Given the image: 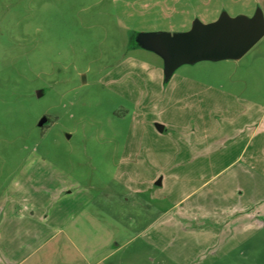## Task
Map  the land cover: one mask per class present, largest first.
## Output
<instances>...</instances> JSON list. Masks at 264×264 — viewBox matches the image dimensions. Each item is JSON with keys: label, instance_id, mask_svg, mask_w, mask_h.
<instances>
[{"label": "rangeland", "instance_id": "obj_1", "mask_svg": "<svg viewBox=\"0 0 264 264\" xmlns=\"http://www.w3.org/2000/svg\"><path fill=\"white\" fill-rule=\"evenodd\" d=\"M257 13L264 0H0V264H264V35L178 62L157 41ZM238 196L240 230L194 209Z\"/></svg>", "mask_w": 264, "mask_h": 264}, {"label": "water", "instance_id": "obj_2", "mask_svg": "<svg viewBox=\"0 0 264 264\" xmlns=\"http://www.w3.org/2000/svg\"><path fill=\"white\" fill-rule=\"evenodd\" d=\"M264 35V19L257 13L251 20L221 18L202 25L196 23L187 33H162L157 41L162 50L173 61L201 57H240ZM41 95V91L38 90ZM48 117L38 122L44 126Z\"/></svg>", "mask_w": 264, "mask_h": 264}, {"label": "crops", "instance_id": "obj_3", "mask_svg": "<svg viewBox=\"0 0 264 264\" xmlns=\"http://www.w3.org/2000/svg\"><path fill=\"white\" fill-rule=\"evenodd\" d=\"M261 200L264 201V197H260L257 200V202H256V205L257 206L259 204V201H261ZM262 204H264V202ZM262 204H259V206H263ZM194 209H213L214 212H215V214H216V216H217V222H215L214 224H216L218 226L219 225L222 226V228H217L216 227V229L219 232H221V233L223 232V230L225 228V224L228 223V222L231 223L232 222L231 220H233V219H234V225L236 224L235 227L238 226V229L239 230L241 229V224H242V226L244 225V227H245L246 226V223L248 222V221H246V218H245V212L247 211V210H245L246 209L245 202L244 201L240 202L239 201V196H238L237 200H234V202H230V199H227V203L225 205L224 204H222V205H213L211 203L210 207H208L205 204H199V203H197V205H196V207ZM194 209L193 210L192 209H186V211H189L188 212V215L187 216H183V217H192L191 219H188V220L194 221V222H197V223L198 222L199 223H204V222L207 221V219H208V222H212L209 218H207L208 215H207V212H205V211H203V214L200 213L201 215H198L197 218H193V216H197V213L196 214H193L192 213V211L194 212ZM224 209H225V212L226 211L228 213L230 211L232 212L233 215H230L231 218H230V216H228L227 219H223L222 218V213H223ZM262 209H264V207ZM190 210H192V211H190ZM198 212H201V211H198ZM238 217H241V219L238 218ZM237 218H238V222H236V219ZM183 219H187V218H183ZM254 222H257V220L254 219ZM252 223L253 222L251 221L250 224H252ZM237 224H239V225H237ZM233 234H235V233H233ZM226 237L229 239L230 233L227 234ZM84 259L87 261V259L85 257H84ZM17 264H19V263H17Z\"/></svg>", "mask_w": 264, "mask_h": 264}, {"label": "flooded vegetation", "instance_id": "obj_4", "mask_svg": "<svg viewBox=\"0 0 264 264\" xmlns=\"http://www.w3.org/2000/svg\"><path fill=\"white\" fill-rule=\"evenodd\" d=\"M47 122H51V120H50V119H48V120H47ZM45 125H46V124H44V126H45ZM44 126H43V127H44Z\"/></svg>", "mask_w": 264, "mask_h": 264}]
</instances>
